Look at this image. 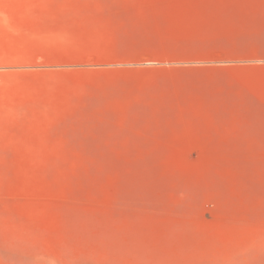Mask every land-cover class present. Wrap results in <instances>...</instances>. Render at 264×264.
Here are the masks:
<instances>
[{"label":"rangeland","instance_id":"374dc122","mask_svg":"<svg viewBox=\"0 0 264 264\" xmlns=\"http://www.w3.org/2000/svg\"><path fill=\"white\" fill-rule=\"evenodd\" d=\"M0 264H264V0H0Z\"/></svg>","mask_w":264,"mask_h":264},{"label":"crops","instance_id":"0c3cea01","mask_svg":"<svg viewBox=\"0 0 264 264\" xmlns=\"http://www.w3.org/2000/svg\"><path fill=\"white\" fill-rule=\"evenodd\" d=\"M227 21L226 17L214 15L196 13L177 14L168 16L166 29L173 34L185 37L199 33L216 23L220 24Z\"/></svg>","mask_w":264,"mask_h":264}]
</instances>
